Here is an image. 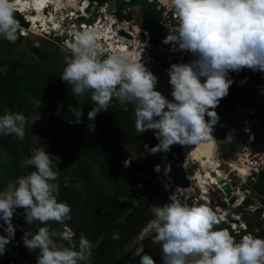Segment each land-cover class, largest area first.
<instances>
[{
  "label": "clouds",
  "instance_id": "obj_1",
  "mask_svg": "<svg viewBox=\"0 0 264 264\" xmlns=\"http://www.w3.org/2000/svg\"><path fill=\"white\" fill-rule=\"evenodd\" d=\"M163 3L177 16L179 25L163 43L194 57L167 69L171 101L156 90L158 79L141 62V53L129 54L125 50L109 53L96 29L76 31L66 42L71 55L59 78L71 85L74 96L91 94L94 106L87 112L88 120L94 121L98 113L107 112L113 100L125 111L129 104L133 105L135 131L141 135L152 130L158 140L152 147L144 145L150 155L167 153L173 145L189 147L212 142L215 147L217 140L212 133L220 121L216 108L234 83L229 74L245 69L264 73V0H163ZM18 9L19 0H0V37L9 43H15L23 35L22 27L29 25L20 12L22 9ZM17 13L26 26L21 25ZM134 27L141 30L135 36L137 40L143 39L147 48H156L142 25ZM246 82L247 77L239 81ZM41 102L32 98L37 108ZM73 115L70 123L82 122V110H74ZM26 124L23 113L5 109L0 116V135H14L23 141ZM232 138L230 131L220 142H231ZM51 157L45 147L34 148L31 156L21 161L22 167L34 170L10 181L0 194L3 222L0 228L4 233L0 235V256L15 241L13 217L17 209H23L27 225L34 221L43 225L35 233L24 231L21 237L23 247L36 253V264H90L94 245L83 234L77 239L66 225L72 218V210L57 199L58 175ZM133 159L131 156L125 159L123 166L130 167ZM257 174L249 169L244 178L253 179ZM245 199L249 197L242 198L237 207ZM169 201L153 207L151 222L155 232L153 243L160 245L162 264H264V238L249 232L237 239L228 229L217 227L220 219L211 207L189 205L173 196ZM235 217L230 220L238 223ZM50 222L65 225V229L57 234L47 226ZM57 235L59 242L54 239ZM118 238L119 234H114L113 239ZM133 256L139 257V264H156L144 252L143 245L135 249Z\"/></svg>",
  "mask_w": 264,
  "mask_h": 264
},
{
  "label": "trees",
  "instance_id": "obj_2",
  "mask_svg": "<svg viewBox=\"0 0 264 264\" xmlns=\"http://www.w3.org/2000/svg\"><path fill=\"white\" fill-rule=\"evenodd\" d=\"M150 11L153 13L151 22L144 21L143 24V28L150 34V43L155 46L168 47L169 44L163 43L167 32L159 24L154 8L151 7ZM16 15L21 25L26 26L27 23L23 17L18 13ZM126 16L121 11L117 13L118 19H125ZM156 30L158 33H155ZM62 71L52 72L46 80H39L34 75H28L17 59H12L5 68L0 67V116L7 109L11 112H21L27 118L23 141L17 140L14 135H0V142L4 149L15 159V166L12 168L0 162V189H5L10 181L24 174L21 171V161L29 157L34 148L45 147V151L51 155L58 154L64 158L65 166L68 168L64 172L61 168L59 173V195L57 197L59 202L67 203L71 207L72 218L66 222L67 227L76 233L77 239L83 234L94 245L90 264H115L116 256L126 255L123 249L130 244L149 220V217L145 215V204L148 203V199L158 195L156 187L148 191H145V188L141 192L132 188L138 184L147 187L149 183L147 178L151 179L155 176L152 167L158 165L163 170L165 161H154L143 166L139 165L136 156L132 154L124 156L121 149L128 146V140L133 143L142 142V145H149L151 141L154 143L153 131L149 130L139 135L135 131L134 106L129 104L128 110L125 111L124 107L115 100L107 112L98 113L94 121L88 120L87 112L94 106L90 99L91 94L85 93L82 98L74 96L71 85L63 83L59 78ZM229 75L231 78V73ZM32 98L42 101L38 108L32 103ZM238 98L237 88L232 84L228 96L220 101L219 107H224L231 100ZM74 110H82L81 123L69 122L74 119ZM36 112H44L52 116L51 122L54 128L48 126L39 135L37 144L31 146L27 130L28 118ZM55 112H58L56 117ZM262 117L260 115V118ZM261 120L259 124V119L256 121V116H252L249 123L246 120L245 122L238 121L232 127L234 131H246L248 134L245 138L240 136L236 140L231 139V142H220L224 137H218L221 159L228 160L237 149L244 147L264 133V118ZM91 125L94 126V133L90 129ZM130 156L135 159L132 160L130 167L126 168L123 166V161ZM114 172L124 176L123 180L130 184L129 189L141 194L139 204L130 210L128 207L133 198L131 190L116 189L115 193H112L108 189L101 188L100 181H111V174ZM65 175H73L75 179L85 181L87 191L84 193L70 184L65 185L63 182ZM256 179L257 183L252 186V190L261 194L264 191V171L259 172ZM120 193L126 198H118ZM141 217L143 218L142 223L128 235L126 245L121 250L112 251L113 243L118 240L113 239L114 234L118 233L120 238ZM23 220V209H17V214L13 217V224L16 227L15 241L7 245L8 250L3 256L7 259H18L27 256L28 253L31 264H36V253H29L23 247L21 237L24 231L35 233L37 228L43 225L34 221L25 229L22 225ZM2 223L0 221V224ZM47 226L57 234L62 232L60 224L50 222ZM3 234V229L0 228V235ZM154 235L152 233L142 239L143 245L151 244ZM54 239L59 242L58 235Z\"/></svg>",
  "mask_w": 264,
  "mask_h": 264
},
{
  "label": "rangeland",
  "instance_id": "obj_3",
  "mask_svg": "<svg viewBox=\"0 0 264 264\" xmlns=\"http://www.w3.org/2000/svg\"><path fill=\"white\" fill-rule=\"evenodd\" d=\"M150 4L153 7H155L153 3L148 4L147 0L131 1L128 5V8L134 6L136 8H139V11L137 9L134 10V13L132 12L131 17L126 16L125 19L131 18V21H133L132 23L133 26L138 25V27L140 26V24L142 25L144 21L147 23L151 22V18H153V13L150 11L151 9ZM102 7L103 6L100 5L98 8H102ZM28 13L33 14L34 12L33 11L30 12L29 10ZM95 13L97 12L96 11L93 12L94 15ZM94 17H96V15ZM24 30H28L29 32L21 35V37L15 43H9L8 41L0 37V67L5 68L7 64L10 61H12V59H17L21 62L22 69L28 75L29 74L34 75L35 77L39 78V80H46L47 76L52 72L62 71L65 66L66 59L69 58L71 55L69 49L66 47V42H68V40L64 44H62L59 40L57 42L53 40L54 37L52 36L56 35L53 32L45 33L35 29H29V26L27 27V29L24 28ZM157 30L155 31V33H158ZM119 43L120 42H118V45ZM142 52L144 53V51ZM162 57H164V55ZM156 62L157 64H162V66H166L168 64V62L163 60L162 58L156 59ZM259 86L261 87L257 90L253 87H249L247 91L246 88L245 90H243L244 91L243 94L246 97L250 98L249 95L254 94L253 99L250 102H248V99L245 98L243 102L247 103V105H245L244 108H240L238 107V105L233 103H228L224 107L218 106L216 108V111L220 117V121L215 126V129L212 133L214 138L217 140L215 147H213L212 145L210 150H206L204 157L203 155L200 156L197 155L196 158L199 159L197 162L193 163L192 161L193 157L191 159H186L184 161V169L186 171L187 177L192 180L193 177L195 178V173L198 170V167H200L201 165H202L201 167H203L202 168L203 172H205L207 168L215 166V164L219 165V169L221 170V173H223L224 177L227 179L226 181H228V184L231 186L232 192L235 193L234 196H232V198L227 200L226 202L224 200L225 196L215 187H214L215 189H213L212 187L210 188V194H208L206 197L208 199L203 200L201 198L203 196V193L198 188L196 182L192 181L190 182L191 185L188 188L190 193L188 192V195H186L187 199H189L191 202L195 201L196 205L204 204L211 207L213 211H216V214L219 215L221 220H226L228 222V223L220 222V224L217 227L222 229H228L232 233L231 228L228 225H231L232 228H234L235 227L234 223L237 224V226L238 224L243 223L249 230L255 233V236L257 234L259 235L261 234L260 238H264V235L262 234L263 232L262 229L264 227V221L262 219L263 210L261 208H257L256 211L251 212V210L253 211L254 208L258 207V204H262L264 206V191L261 194H257L254 190H252V186L257 183L256 177H253V179L249 178L245 180L244 176H242V174L240 173V170L245 167V164L242 162L243 160L251 161L255 155L257 156L259 154L261 155L264 154V133H262L259 138L253 140L244 147L237 149V151L228 160L221 159L219 153V147H218L219 145L218 137L223 136L225 138L226 135L231 131L233 136L232 140H236L238 138L237 131H234L232 127L238 121L242 119L248 121L250 120L251 116H253L254 114L258 115L260 113L258 111H262L261 105L264 104V84L261 83ZM252 90H255L256 92L254 93L252 92ZM57 113L58 112H55L54 114L55 117L57 116ZM51 117L52 116L44 112H36L29 116L27 130H28V138L31 143V146H35L37 144L39 135L48 126L50 128H54V125L51 122ZM90 129L93 133L95 132L93 125L90 126ZM128 143H129L128 146L123 147L121 149V153L124 156L130 154L136 156L139 165L147 166L154 161H162V160L165 161V169H163L162 175L157 177L154 176L153 178L148 180L149 183L147 184V187L143 186V190L146 188L145 191H148L153 187L158 188L159 181L165 180L164 174L166 171L167 159H165L164 153H156L154 155H150L144 148V145H142V142L133 143L130 140H128ZM157 143L158 140L154 137V143L153 141H151L148 146L152 147ZM242 153H244L245 155H241ZM191 154L194 153L191 152ZM246 154L248 156H246ZM51 159L53 161V169L57 171L58 177L61 168L63 172L66 169H68L65 166L64 158L60 157L58 154H52ZM207 159H209V161H207ZM203 161L209 162L207 168H204L202 164ZM0 162L11 168L15 166L14 164L15 159L6 152V149H4V146L3 144H1V142H0ZM21 171H23V173L26 174L28 171H30V168L26 169L21 165ZM123 178H124L123 175L114 172L111 174V181H105V180L100 181L101 188L108 189L112 193H115L116 189L120 190L123 188L128 191L130 184L129 182L123 180ZM63 182L65 185L70 184L80 189L84 193L87 191V183L80 179H75V176L73 175H65L63 178ZM5 189H0V194H2L5 191ZM129 190H131V188ZM143 190H140V192ZM131 191H132L131 195L133 196V198L131 199V205L128 207V210L133 208V206L139 204V199L141 195L140 192H136L134 190ZM247 191L250 192V196H249L250 198L245 199L239 207L235 208L234 205H236L237 203L236 202V200H238L237 198L238 197L241 198L242 194ZM182 196L183 197H179V199L182 202H185L184 200L186 197L184 198L185 195ZM118 198L125 199L126 197L124 194L120 193L118 195ZM148 200H146V202L148 201V203L145 204L146 205L145 215L149 217V220L142 227L140 232L135 236V238L130 242V244L126 245L128 235H130L133 232V230L142 223L143 221L142 217L139 218L134 223L131 229H129L124 234H122L120 238H118V240L115 243H113L112 251L121 250V248H123V246L126 245L125 248L123 249V252H125L126 255L123 257L116 256L115 264H139V257L138 256L134 257L133 252L135 251L136 248L143 245L142 239H144L145 237L149 236L152 233L155 234L154 230L151 227V222L154 219L153 207L163 205L165 203H168L169 201L167 200L166 196L161 194L155 195L154 197ZM247 204L248 205L252 204L254 205V207H251L250 211H248L246 210ZM258 211H259V215H258ZM232 216H237L238 223L235 221L232 222L230 220ZM22 225L25 229H27L28 225L25 223V220H23ZM60 227H61V231L65 229V225L60 224ZM101 239L102 237L99 239V241ZM237 239H239V237H237ZM144 252L150 255L157 264H162L159 244H154L152 242L148 246H144ZM120 253L121 252H119V254ZM29 255L30 254L27 253V256L25 255L18 259H7L4 256H0V264H31L30 262L31 259L30 257H28ZM85 264H87V262H85Z\"/></svg>",
  "mask_w": 264,
  "mask_h": 264
},
{
  "label": "built area",
  "instance_id": "obj_4",
  "mask_svg": "<svg viewBox=\"0 0 264 264\" xmlns=\"http://www.w3.org/2000/svg\"><path fill=\"white\" fill-rule=\"evenodd\" d=\"M79 4L82 7V10L80 12H77V10H75V11L73 10V11H71L70 15L61 16V17L64 18V19H61V22H62L61 24L63 26H66V28H67V30H69V34L71 36L67 37V38L65 37L66 39H63V37H59L58 35L57 36H52V37H54L53 38L54 41L57 42L59 40L62 44H64L67 40H69V38H70V40L72 39L73 33L76 32V31H82L85 28H90V29L99 28V29L103 30V28L105 27L104 25L107 24V27H109V28L114 30L113 33L116 35V39L118 41H121L120 42L121 44H124V48H128V51H130V53L131 52L141 53V57H145V60L142 61V63H144V65H145V67H147L149 70H151L154 67V65L157 64V62H156L157 58L154 57L153 54L151 53V48L152 47L147 48L144 45L145 42L143 41V39L137 40L135 38V36L133 34V30H132L133 29L132 22H127L125 20H118V18L115 17V15H114L115 14V10H114L113 6H112L113 11L109 12L107 10L109 8V5H107V3L104 4L102 8H98L97 2H95L93 0L92 1L91 0H79ZM51 6H52V4H51L50 0H48V2L45 4V8H43V11L45 13H47V14L51 13V11H50L51 10ZM54 9H55V7H54ZM78 9H81V8H78ZM61 11L63 12V9L60 10V12ZM95 11L98 13V14L95 13L96 17H94L95 15L93 14V12H95ZM120 11H121V13L124 16H126V11L124 9L123 10L121 9ZM23 16L25 17V14ZM91 19H92V21H91ZM83 21L84 22H88L87 27L84 26V24H83L84 22ZM63 22H65V23L63 24ZM159 24L165 29V31L167 32V35L171 34L174 30H176L179 27L177 16L175 14H172V16L168 17V13L165 12V11L161 14V17L159 19ZM119 31H124L125 33L130 35L131 39L119 36L118 35ZM71 32H73V33H71ZM104 44H105V47L108 49V52L110 53L109 48L107 47V43L104 42ZM143 48H144V50H143ZM156 48L161 52V58L168 62V64L166 66H162L163 69L166 71V75H167V69H169L171 64H174V63H187V62L191 61L192 59H194L192 54H190L188 52L180 51L177 48H174L171 44H169L168 47H163L161 45H156ZM142 51H144V53ZM142 53L144 55H142ZM163 55H164V57H162ZM167 77H168V75H167ZM168 80H169V77H168ZM166 86L169 87V90H170V93H171V86L168 83V81L166 83ZM244 149H246V148H244ZM164 155H165V159H167L166 153H164ZM241 155H245V154L242 153ZM259 155H257V156L255 155L254 158L251 161H246L245 160L247 162V165L249 166V169L252 170L255 173H259L261 171H264V154L263 155L259 154ZM246 156H248V155L246 154ZM169 164H170V161L167 159L166 171H165V174H164L165 175V180H160L159 181V184H158L159 185L158 186L159 189L157 190L158 194L166 196L168 201H169V197L170 196H173L176 199H179V197H183L181 192H180L181 189H179L176 186H174L172 184V181H170L168 179V177H167V174H168V171H169ZM152 170L155 173L156 177L162 175L163 170L158 165L153 166ZM147 179L149 180L150 177H148ZM190 182H191V179H190ZM167 183L170 185V189L169 190H166L165 187H164L165 184H167ZM133 189H136L138 191L143 190V184H138V185H136V187H133ZM222 194L224 195V193H222ZM245 194H247V195H245ZM245 196L249 197L250 196V192L247 191V192L243 193L242 197L240 199L236 200V202L239 204L240 200L242 198H244ZM184 198L186 200L187 196L185 195ZM192 203H193V205H196L195 201H193ZM251 207H254V205L249 204L246 209L248 211H250ZM257 208H261L263 210L262 219L264 221V206L262 204H258V207L254 208L253 211L251 210V212L256 211ZM218 217H219V215H218ZM235 218H237V216ZM219 219H220V217H219ZM220 222L223 223V220L220 219ZM225 223H228V222L226 221ZM229 226L231 228L232 233L235 236L239 237V238H240L241 235L247 234L249 232L252 233L255 236V233H253L251 230H249L245 226V224H243V223L238 224V226H237V224L234 223V226H235L234 228H232L231 225H229ZM262 230H263L262 234L264 235V227H263ZM257 235L259 237L261 236V234L260 235L257 234Z\"/></svg>",
  "mask_w": 264,
  "mask_h": 264
},
{
  "label": "flooded vegetation",
  "instance_id": "obj_5",
  "mask_svg": "<svg viewBox=\"0 0 264 264\" xmlns=\"http://www.w3.org/2000/svg\"><path fill=\"white\" fill-rule=\"evenodd\" d=\"M60 1V2H59ZM79 0H55L56 4L54 5L55 9L51 8V13H50V16L48 17V20L47 19H44L43 18V15L41 16L42 20H47L48 23V27H47V32H50L53 30L54 33H56L57 35H63V33H65L64 29L66 26H63L60 22L61 19H64L63 17L61 16H67V15H70L71 14V11H75V10H82V7L81 5L77 6V3H78ZM92 1V0H91ZM95 2H97L98 4V7L100 5H104L107 3V5H110V3H113V8L115 10V17H117V13L119 12V10H121L122 8L126 9V15L130 16L131 17V14L132 12L134 13V10H138L139 11V8H136L134 6L128 8V5L131 1L133 0H93ZM148 2V0H147ZM81 3V2H80ZM149 4V2H148ZM154 6L153 7L151 4L150 6L154 8L155 12H156V15L158 17V19H160L161 17V14L165 11L168 13V17L169 16H172V14H174V12L168 10L167 6L162 3L159 2V0H154L153 2ZM66 5H68V7H66ZM81 8V9H78ZM63 9V13L60 12V10ZM123 10V9H122ZM62 13V14H61ZM36 14V13H34ZM25 15L27 16V18L29 19L30 16L32 14H27L25 12ZM156 17V16H155ZM129 21H131V18L129 19ZM159 21V20H158ZM46 22V23H47ZM133 22V21H131ZM65 22H63L64 24ZM174 23V22H173ZM141 25V24H140ZM143 26V24H142ZM107 27V25H106ZM64 28V29H63ZM54 29H57V30H54ZM67 29V28H66ZM136 28L133 29V31L136 32V35L139 36L140 33L137 32L135 30ZM61 30V32H59ZM96 30H101V29H96ZM58 31V32H57ZM101 35V39L104 40L105 43H107V47L109 48V51H113L114 48L112 49L108 44H112L113 42H115V40H111L109 37H113L112 36V31H111V28L107 27V28H103V33L100 34ZM109 36V37H108ZM145 36V35H144ZM108 38V39H107ZM146 45V43H144ZM147 46V45H146ZM120 47H117L116 46V51L119 50ZM244 77H247V82L246 83H239V81L243 80ZM231 78L234 80V83H233V86H235L237 88V91H238V96L239 98L237 100H231L229 103H233V104H236L238 105V107L240 108H244L245 105H247V103H244L243 101L245 100V98L248 99V102H250L252 99H253V96L254 94H250V98L249 97H246L244 96L243 94V90H245L246 88V91L249 89V87H253L255 88L256 90L259 89L261 86H259L261 83L264 84V73H261V72H252L250 70H243L241 71L240 73H231ZM252 92H256L255 90H252ZM261 110L262 111H258L260 112L258 115H262L264 118V104L261 105ZM257 114H254L253 116H256V121L259 119L258 123L260 124L261 123V119L260 116H258ZM252 117V116H251ZM242 122H245L244 119L240 120ZM247 123L250 122V120L246 121ZM237 131V130H236ZM248 133H246V131L242 132V131H237V137H240L242 136L243 138H245V135H247ZM260 136H258L257 138H259ZM256 138V139H257ZM200 145V144H199ZM187 148V147H186Z\"/></svg>",
  "mask_w": 264,
  "mask_h": 264
},
{
  "label": "bare ground",
  "instance_id": "obj_6",
  "mask_svg": "<svg viewBox=\"0 0 264 264\" xmlns=\"http://www.w3.org/2000/svg\"><path fill=\"white\" fill-rule=\"evenodd\" d=\"M163 2V0H161ZM48 2V0H19V9H22L21 12H26L27 14H31V13H28L29 10L30 12L33 11L34 13L36 14H32L30 16V18L28 19L27 16L25 15V17L29 20V29H35V30H38V31H42V32H45V33H48L47 32V27H48V23L47 20H48V17L50 16V13H45L43 12V8H45V4ZM52 6L51 8H54V5L56 4L55 0H50ZM60 2V1H59ZM80 5V4H79ZM50 6V5H49ZM66 7H68V5H66ZM18 9V10H19ZM56 10V9H55ZM20 11V10H19ZM25 14V13H24ZM43 15V18L44 19H47V20H42L41 16ZM47 22V23H46ZM107 22V21H106ZM108 23V22H107ZM85 27H87V24L84 22L83 23ZM106 25L105 24V28H106ZM38 28V29H37ZM27 29V28H25ZM96 29H99V28H96ZM24 30V29H23ZM54 30H57V29H54ZM136 30V29H135ZM65 33H63V35H65V37H70L71 35L69 34V30L64 29ZM100 34L103 33V30H98ZM112 31V36L113 37H109L111 40H115V42H113L112 44H108L112 49L114 48V50L116 49V46L117 47H120L119 50L117 51H120V50H125L127 51L129 54L133 53L130 51H128V48H124V45H120L121 43H119L118 45V42H121V41H118L116 39V35L113 33L114 30L111 29ZM29 31L28 30H24L23 34H26L28 33ZM51 33L53 32L50 31ZM58 32V31H57ZM61 32V30L59 31ZM138 32V31H137ZM54 33V32H53ZM140 33V32H139ZM56 34V33H54ZM133 34L134 36L137 37L136 35V32L133 31ZM62 33L61 35H58L59 37H63ZM57 36V34L55 35ZM66 38H63V39H66ZM70 39V38H69ZM108 39V38H107ZM103 40V39H102ZM70 40H68L69 42ZM104 41V40H103ZM147 45V44H146ZM141 60H145V57H142ZM141 61V62H142ZM212 142H207V143H201L200 145H193V146H189L186 148V146H183V154H184V158L185 160L186 159H191L193 157V163L194 162H197L199 159L196 158L197 155H205V151L206 150H210L211 147H212ZM190 149V150H189ZM191 152H193L194 154H191ZM210 159V158H209ZM209 159H207V161H209ZM187 161H190V160H187ZM207 161H203V166L204 168H207L208 167V163ZM244 164H245V167L242 168L240 170V173L242 174V176L246 177L247 174H248V171H249V166H247V162L245 160L242 161ZM215 164V163H214ZM202 166V165H201ZM198 167V170L196 171L195 173V178L193 177L191 182L194 181L196 182V184L198 185V188L201 190V192L203 193V196L201 197L203 200H207L208 198L207 195L210 194V188L213 187V189H217L218 191L222 192L223 193V190H222V186H221V183L223 181H220L214 177H211L210 176V172L213 171L214 173H216L217 175V178H220L221 180H227L223 173H221V170L219 169V165L215 164V166H212V167H209L207 168V170H205V172H203V167ZM213 183V184H212ZM215 187V188H214ZM192 190V189H191ZM181 194L182 195H188V192L190 193L189 189H181L180 190ZM231 192H232V189H231ZM231 197L234 196V193H231ZM237 199H240L239 197ZM225 201H227L225 199ZM238 203L236 204V207H237Z\"/></svg>",
  "mask_w": 264,
  "mask_h": 264
},
{
  "label": "water",
  "instance_id": "obj_7",
  "mask_svg": "<svg viewBox=\"0 0 264 264\" xmlns=\"http://www.w3.org/2000/svg\"><path fill=\"white\" fill-rule=\"evenodd\" d=\"M159 2L164 5V3L161 0H159ZM112 6H113V3H110L109 8L107 9L109 12L113 11ZM85 23L88 24V22H85ZM134 28H136V31L139 30L138 32H141L139 28L137 27H134ZM145 34H146V37L149 36L148 32ZM118 35L122 37H126L128 39L130 38V36L126 34L124 31H119ZM63 38H65V35H63ZM151 53L156 58H161V52L158 49L152 48ZM150 71H152L153 74L156 75L158 79L156 90L160 91L168 100L171 101L173 98L171 96L169 87L166 86L168 77L162 65L157 64ZM183 152H184L183 146L173 145L171 146L170 151L166 153L167 159L170 161L167 177L170 181H172V184L179 189H187L191 185L190 179L187 177L186 171L184 169L185 158H184ZM210 176L218 179L219 182L223 181L221 183V186H222L223 193L225 195V199L227 200L231 199L232 192H231V186L228 184V181L217 178L216 173H214L213 171L210 172ZM164 187L166 190L170 189V185L168 183L165 184ZM185 203H188L189 205H193V203L189 199H186Z\"/></svg>",
  "mask_w": 264,
  "mask_h": 264
},
{
  "label": "crops",
  "instance_id": "obj_8",
  "mask_svg": "<svg viewBox=\"0 0 264 264\" xmlns=\"http://www.w3.org/2000/svg\"><path fill=\"white\" fill-rule=\"evenodd\" d=\"M146 238V237H145Z\"/></svg>",
  "mask_w": 264,
  "mask_h": 264
}]
</instances>
